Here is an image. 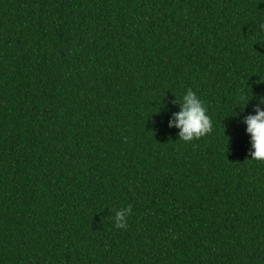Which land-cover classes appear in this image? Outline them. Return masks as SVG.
Listing matches in <instances>:
<instances>
[{
  "label": "trees",
  "instance_id": "16d2710c",
  "mask_svg": "<svg viewBox=\"0 0 264 264\" xmlns=\"http://www.w3.org/2000/svg\"><path fill=\"white\" fill-rule=\"evenodd\" d=\"M262 25L264 0H0V264H264ZM189 88L213 131L185 143Z\"/></svg>",
  "mask_w": 264,
  "mask_h": 264
},
{
  "label": "clouds",
  "instance_id": "9594fccd",
  "mask_svg": "<svg viewBox=\"0 0 264 264\" xmlns=\"http://www.w3.org/2000/svg\"><path fill=\"white\" fill-rule=\"evenodd\" d=\"M264 27V25H262ZM255 99L257 105L253 114L244 116L242 123L246 126V133L250 137L249 156L251 160L264 162V98L259 96L248 98L247 94H241L240 108L244 112L249 103ZM179 111L173 112L168 121V127L177 129L179 141L192 143L209 135L213 131V121L208 114L205 102L191 88L187 89L178 99L172 101ZM237 117L239 114L237 113ZM133 214L131 205L115 211L112 221L118 230H126L129 226V218Z\"/></svg>",
  "mask_w": 264,
  "mask_h": 264
}]
</instances>
